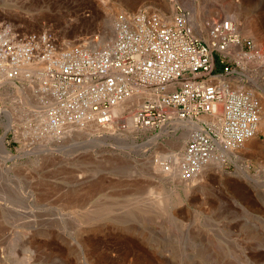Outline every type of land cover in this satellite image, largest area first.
I'll return each mask as SVG.
<instances>
[{"label": "rangeland", "instance_id": "obj_1", "mask_svg": "<svg viewBox=\"0 0 264 264\" xmlns=\"http://www.w3.org/2000/svg\"><path fill=\"white\" fill-rule=\"evenodd\" d=\"M164 1L0 0V34L40 49L97 48L103 40L89 41L100 40L106 16L158 15ZM169 1L195 19L234 16L264 57V0ZM37 111L0 94V264H264V132L190 181L182 168L173 178L155 168L168 156L167 122L135 128L132 147H121L74 130L49 137Z\"/></svg>", "mask_w": 264, "mask_h": 264}, {"label": "bare ground", "instance_id": "obj_2", "mask_svg": "<svg viewBox=\"0 0 264 264\" xmlns=\"http://www.w3.org/2000/svg\"><path fill=\"white\" fill-rule=\"evenodd\" d=\"M164 7L158 15L140 10L106 16L100 40L89 41L103 40L97 48L80 43L76 50L40 49L37 42L1 33L0 94L15 92L37 107L35 118L48 126L41 128L49 137L74 130L76 136L95 133L96 144L109 139L132 147L128 140L135 128L167 122L168 156L155 168L165 178L180 176L182 168L194 181L222 154L229 158L235 146L253 148L248 142L264 132V105L258 103L264 57L256 42L252 46L240 34L234 16L210 21L207 15L195 19L184 6L174 9L169 0ZM17 79L24 83L16 85ZM124 110L130 112L126 117ZM159 135L144 145L155 144Z\"/></svg>", "mask_w": 264, "mask_h": 264}]
</instances>
